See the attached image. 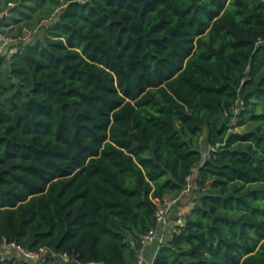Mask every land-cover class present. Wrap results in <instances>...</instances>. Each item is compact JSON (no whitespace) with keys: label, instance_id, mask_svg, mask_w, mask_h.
I'll list each match as a JSON object with an SVG mask.
<instances>
[{"label":"trees","instance_id":"16d2710c","mask_svg":"<svg viewBox=\"0 0 264 264\" xmlns=\"http://www.w3.org/2000/svg\"><path fill=\"white\" fill-rule=\"evenodd\" d=\"M32 13L0 56V242L137 264L197 166L151 264H264V0H0Z\"/></svg>","mask_w":264,"mask_h":264},{"label":"built area","instance_id":"2783aa9c","mask_svg":"<svg viewBox=\"0 0 264 264\" xmlns=\"http://www.w3.org/2000/svg\"><path fill=\"white\" fill-rule=\"evenodd\" d=\"M13 24L9 23L7 25L0 26V56H8L13 51L18 49L15 47L14 42L17 39L24 38L11 36L10 32L13 29ZM260 44L264 45V40L259 41ZM204 158L208 155L205 151ZM193 173L187 177V183L181 194H190L191 191L195 188L194 179L196 177L197 166L193 169ZM178 197H165L159 203L157 210L155 212V225L141 235L140 238V247L137 250V264H145L146 260L143 255L144 248L146 245L152 244L154 241L157 244L154 255L159 248V246L166 241L165 234L169 230L171 234L177 231V226H180L183 223V215L181 212H176L175 218H169V214L172 211L174 205L177 203ZM3 253L9 254L11 257L3 256ZM0 257L1 258H16L20 261H25L29 263L41 262L47 257L54 260L55 264H66L72 260L69 254L65 252H58L51 248L41 247L37 250L26 249L14 242H0ZM87 264H103L99 262L90 261ZM151 264V263H149Z\"/></svg>","mask_w":264,"mask_h":264},{"label":"rangeland","instance_id":"374dc122","mask_svg":"<svg viewBox=\"0 0 264 264\" xmlns=\"http://www.w3.org/2000/svg\"><path fill=\"white\" fill-rule=\"evenodd\" d=\"M0 17H1V14H0ZM36 18H37L36 14L32 13L31 17L29 19H26L25 21H21L19 23L14 24L13 29L10 32V35L11 36H17V37H23L24 36V38L17 39L14 42L15 47H21L23 44L34 41L43 35V32H44L43 28H44V26L47 25L48 20H42L40 22H37L34 25H30L32 22H34L36 20ZM249 127H251V126L248 125L245 128H249ZM245 128H239L238 130H244ZM205 142H206V137H203L202 145H204ZM190 194L192 195L193 191H191ZM187 198H188V196H184L183 199L186 200ZM169 234H170V232H169V230H167L166 234H165L166 240L169 238ZM156 247H157V244L155 241L152 244L145 246L144 252H143V255L146 259L145 264H149L152 261V254L149 253V249H152L153 253H154ZM3 256L11 257L7 253H3Z\"/></svg>","mask_w":264,"mask_h":264},{"label":"crops","instance_id":"0c3cea01","mask_svg":"<svg viewBox=\"0 0 264 264\" xmlns=\"http://www.w3.org/2000/svg\"><path fill=\"white\" fill-rule=\"evenodd\" d=\"M202 140H203V138L200 139V147L205 149L206 142L204 143V145H202ZM190 195L191 194H180L179 195L177 203L174 205L172 211L169 214V218H175L176 212H181L182 215L184 216V214L189 211L190 205H191V202H190V197L191 196ZM184 196H188V198L185 200V199H183ZM149 253L152 254V259H153V257H154L153 250L149 249Z\"/></svg>","mask_w":264,"mask_h":264}]
</instances>
